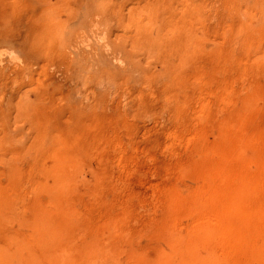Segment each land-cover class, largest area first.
Listing matches in <instances>:
<instances>
[{"label":"rangeland","instance_id":"374dc122","mask_svg":"<svg viewBox=\"0 0 264 264\" xmlns=\"http://www.w3.org/2000/svg\"><path fill=\"white\" fill-rule=\"evenodd\" d=\"M0 264H264V0H0Z\"/></svg>","mask_w":264,"mask_h":264}]
</instances>
